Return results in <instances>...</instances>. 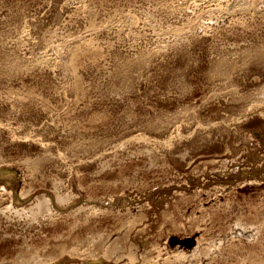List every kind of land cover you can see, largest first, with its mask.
<instances>
[{
    "label": "rangeland",
    "instance_id": "1",
    "mask_svg": "<svg viewBox=\"0 0 264 264\" xmlns=\"http://www.w3.org/2000/svg\"><path fill=\"white\" fill-rule=\"evenodd\" d=\"M0 264H264V0H0Z\"/></svg>",
    "mask_w": 264,
    "mask_h": 264
},
{
    "label": "bare ground",
    "instance_id": "2",
    "mask_svg": "<svg viewBox=\"0 0 264 264\" xmlns=\"http://www.w3.org/2000/svg\"><path fill=\"white\" fill-rule=\"evenodd\" d=\"M44 204H45L44 202H40L38 205L39 206H41V205L43 206Z\"/></svg>",
    "mask_w": 264,
    "mask_h": 264
}]
</instances>
